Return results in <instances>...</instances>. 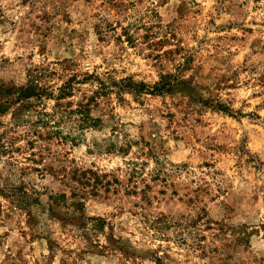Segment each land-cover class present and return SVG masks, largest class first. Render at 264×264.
Masks as SVG:
<instances>
[{
	"label": "rangeland",
	"instance_id": "374dc122",
	"mask_svg": "<svg viewBox=\"0 0 264 264\" xmlns=\"http://www.w3.org/2000/svg\"><path fill=\"white\" fill-rule=\"evenodd\" d=\"M168 3L137 24L145 0L0 2L22 49L0 57V248L19 233L4 264H264V19L245 25L247 0ZM117 155L130 170L86 159ZM131 219L166 244L195 235L192 251L134 247Z\"/></svg>",
	"mask_w": 264,
	"mask_h": 264
},
{
	"label": "clouds",
	"instance_id": "9594fccd",
	"mask_svg": "<svg viewBox=\"0 0 264 264\" xmlns=\"http://www.w3.org/2000/svg\"><path fill=\"white\" fill-rule=\"evenodd\" d=\"M0 2H2L3 4L8 3V0H0ZM159 3V0H145V7L142 10H136V9H131L128 13V21L127 23H140V17L144 16V20L143 23L145 24H151L152 20H151V12L149 11V8H156L157 5ZM181 3V0H169L168 5L165 6L164 9H158L160 11L161 15H165L166 11L168 8L172 7L173 5L178 6ZM216 3V0H197V4L200 5L202 8H204L205 10H207L208 8H210L212 5H214ZM193 7H195L193 5ZM253 9H255V11H253ZM244 13H245V17H244V23L247 26V22L251 19H253V17H255L257 20H261L264 19V0H247V3L245 4L244 7ZM172 15H175V12L172 13ZM75 18V17H74ZM228 17H225V19H227ZM122 22H123V18ZM219 22V21H218ZM125 26H127V24H125ZM233 31H236V29H234ZM209 35L211 36V33H209ZM16 41L12 38L0 35V44H3L4 47L2 50H0V57H4L6 59H9L10 61H15V57L17 55H19L22 52V49L13 51V47L15 45ZM147 52L145 51L144 55H146ZM132 59L137 60L138 62L142 60V56H134L132 57ZM40 62V57H36L34 60V63L39 64ZM96 63H100L101 62V58L97 57L96 58ZM145 63H150L148 61H145ZM112 66L114 67H120V65L118 64H113ZM110 70V69H109ZM101 71H104V69L102 68ZM23 82V81H21ZM257 91L256 88L253 87H249L243 91H241L240 93H237V100H247L248 97H250L252 95L253 92ZM125 95H127V93H125ZM54 103L52 101L49 102ZM250 103L255 104L256 101H250ZM239 105H234V107H238ZM251 109H245V111H250ZM11 116V113H9V118ZM259 116L261 117V123H264V109H260L259 110ZM0 131H3V129H0ZM74 136H79L80 132L79 130L73 133ZM83 135L87 138H91L93 137V135H96L98 137L99 140H104L107 139L108 136L111 135L110 131L106 130L103 134L100 133H94L90 130H85ZM21 144H23V141H21ZM249 147H251V145H249ZM80 154H83V146H81V149L79 150ZM133 153L136 152V149L133 148ZM4 159H8L7 157H5ZM86 159L89 160V162H95L98 165V168L101 172H109L114 170L115 168L119 167L121 169H125V168H129L128 162L129 161H133L135 160V156L133 155H129L127 157H123V156H101L99 159L95 156L92 157H86ZM149 163V167L150 169L155 167V165L153 164V162L151 160L148 161ZM4 165L3 163H0V168H3ZM130 170V168H129ZM44 183H47V181H45ZM0 203H5V201H3V198L0 197ZM264 203V202H262ZM260 215L262 218H264V207L260 208ZM120 220H129V216L126 214L123 217L119 218ZM131 225H135V227H132ZM125 227L128 228L127 232H123L121 233L122 235H124L129 241H131L132 245L136 248H141V247H150V248H158V247H171L172 248V252L173 253H178V252H187V251H192V249L189 247L190 245H193L194 240L196 239V236H189L187 233L184 234V239H186L188 241L187 245H184L183 247H179L178 246V242L173 243V242H169V243H165V241L156 238L153 239V234L151 231H149L147 233V235H143L142 236V230H143V225L139 222L138 219H131V224L125 225ZM137 229H141V231H137ZM9 231L8 228L3 227L0 228V235H3L4 232ZM107 231V230H106ZM175 231V230H174ZM168 235L172 236L173 233H168ZM261 236H264V231L260 232ZM19 238V233L18 232H12V235L8 238L7 242L4 244L3 248H0V264H4L5 258H6V254H8V249L12 248V255L15 254V248H13V241ZM175 239V237H173ZM97 239L99 240V242L101 243V245L107 244V237L106 235H99L97 237ZM46 244V242H45ZM38 251H39V247L37 246ZM43 251L45 252V254H47V244L45 246V248L43 249ZM160 255H163V253H160ZM91 258V257H89ZM179 259L183 260L184 256H179ZM259 258V257H258ZM195 259V257H190V264H191V260ZM54 264H60V255H57ZM113 264H117V261H113ZM145 264H154V262L152 261H145ZM197 264H207L206 261L204 262H199L197 261Z\"/></svg>",
	"mask_w": 264,
	"mask_h": 264
},
{
	"label": "trees",
	"instance_id": "16d2710c",
	"mask_svg": "<svg viewBox=\"0 0 264 264\" xmlns=\"http://www.w3.org/2000/svg\"><path fill=\"white\" fill-rule=\"evenodd\" d=\"M156 91H158V89L155 87V89L153 90V92H156ZM31 95H19V98H21V97H30ZM0 110H2L3 111V109H1L0 108ZM1 112V111H0Z\"/></svg>",
	"mask_w": 264,
	"mask_h": 264
}]
</instances>
